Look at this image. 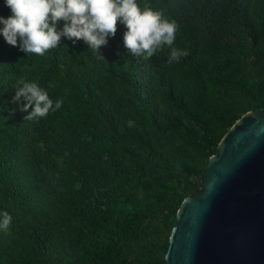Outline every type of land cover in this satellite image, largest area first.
Returning <instances> with one entry per match:
<instances>
[{"label": "trees", "instance_id": "1", "mask_svg": "<svg viewBox=\"0 0 264 264\" xmlns=\"http://www.w3.org/2000/svg\"><path fill=\"white\" fill-rule=\"evenodd\" d=\"M137 3L176 21L174 46L189 55L134 57L119 22L104 60L82 40L38 56L0 35V220L12 217L0 264H164L175 212L217 142L264 108V0ZM20 78L62 107L25 120Z\"/></svg>", "mask_w": 264, "mask_h": 264}, {"label": "water", "instance_id": "2", "mask_svg": "<svg viewBox=\"0 0 264 264\" xmlns=\"http://www.w3.org/2000/svg\"><path fill=\"white\" fill-rule=\"evenodd\" d=\"M164 264H264V108L241 114L180 202Z\"/></svg>", "mask_w": 264, "mask_h": 264}, {"label": "clouds", "instance_id": "3", "mask_svg": "<svg viewBox=\"0 0 264 264\" xmlns=\"http://www.w3.org/2000/svg\"><path fill=\"white\" fill-rule=\"evenodd\" d=\"M4 4L11 15L0 16V35L26 55L44 56L66 38L73 44L82 40L88 50L104 60L100 49L107 45L109 37L115 36L117 22L126 29L123 44L134 57L149 61L165 46L170 49L169 64L189 55L187 50L174 46L178 23L148 4L139 6L137 0H4ZM60 22L62 27L57 26ZM17 84L13 101L24 102L21 112L31 109L25 120L38 121L62 107L63 100L54 101L37 82L20 78ZM2 215L0 230L7 231L12 217L7 212Z\"/></svg>", "mask_w": 264, "mask_h": 264}]
</instances>
